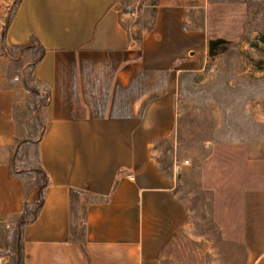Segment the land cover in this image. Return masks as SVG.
<instances>
[{"label":"crops","instance_id":"obj_1","mask_svg":"<svg viewBox=\"0 0 264 264\" xmlns=\"http://www.w3.org/2000/svg\"><path fill=\"white\" fill-rule=\"evenodd\" d=\"M141 2L21 0L5 31L7 45L36 40L45 49L32 76L50 91L38 143L49 185L22 228L21 264H161L186 222L153 151L174 131L179 75L204 42L203 30L185 28L187 10L206 0H159L152 28L135 38L122 13ZM13 132L5 100L0 218L19 216L36 194L10 173ZM70 189L91 195L81 242L70 230ZM242 242L245 264H264V190L245 194Z\"/></svg>","mask_w":264,"mask_h":264},{"label":"rangeland","instance_id":"obj_2","mask_svg":"<svg viewBox=\"0 0 264 264\" xmlns=\"http://www.w3.org/2000/svg\"><path fill=\"white\" fill-rule=\"evenodd\" d=\"M159 0L124 8L123 23L140 38L154 23ZM17 0H0V102L7 101L17 142L36 141L46 107L31 104L45 87L31 80L37 49L13 57L1 47L4 26ZM187 29H201L204 42L188 54L192 68L179 75L175 126L156 141L153 157L172 179V192L186 209L161 264H245L243 206L247 192L264 190V0H206L189 8ZM223 40L208 56V41ZM27 87H38L40 98ZM35 144L22 145L17 167L28 169ZM31 175H23L30 186ZM17 217L0 218V264H18Z\"/></svg>","mask_w":264,"mask_h":264},{"label":"trees","instance_id":"obj_3","mask_svg":"<svg viewBox=\"0 0 264 264\" xmlns=\"http://www.w3.org/2000/svg\"><path fill=\"white\" fill-rule=\"evenodd\" d=\"M21 0H17L15 4L14 11L12 15L9 17L7 20L5 26H4V31L2 33V41H1V47L4 51V54L10 57L14 56V53H16L18 50H28L31 48V46L36 47L37 49V57L32 61L31 63V71L35 67V65L41 60L42 56L45 53V49L36 41V40H31L28 44L26 45H19V46H13V45H7L4 42V36H5V31L7 27L9 26L11 19L13 17V14L15 10L17 9L19 3ZM32 74V73H31ZM31 80L35 82L36 84L42 85L45 87V90L43 92V97L41 99H33L34 102L31 104L32 108L34 110H37V103L40 102L42 106L46 107L49 102H50V91L49 89L43 85L41 82L37 81L34 79V77H31ZM28 91L32 94L33 97L36 96V98H40L41 93H39L38 87L33 88V87H27ZM44 127L45 124H43L42 129L39 133V136L36 141H31L30 139H26L24 141L17 142L14 150L12 151L11 158L9 161V167H10V173L12 176L20 179L23 181V175H31V187H34L36 190L35 194V199L32 204H27L24 203L22 206V211L19 216H17L16 220V235L18 237V264L22 263V251H21V233H22V228L33 222L36 217L38 216L43 203L45 199V190L47 186L49 185V179L45 173V171L42 169L39 161V155H38V143L44 133ZM34 143L35 144V160L33 164L28 168L25 169L23 167H20V169L17 167V162L19 161V152L21 150L22 145H30ZM163 171V170H162ZM164 172V171H163ZM25 184V183H24ZM27 187L28 185L25 184ZM29 186V187H30ZM90 194L86 192H82L79 190L75 189H70L69 190V198H70V216L72 219V224H71V234L72 238L76 239L77 241H83L84 239V234H85V209L87 207V204L90 200ZM81 209L82 212L80 213L78 210ZM168 248V247H167ZM167 250V249H166Z\"/></svg>","mask_w":264,"mask_h":264},{"label":"water","instance_id":"obj_4","mask_svg":"<svg viewBox=\"0 0 264 264\" xmlns=\"http://www.w3.org/2000/svg\"><path fill=\"white\" fill-rule=\"evenodd\" d=\"M225 42L223 40H209L208 45V56L212 57L216 54V51L218 50V47ZM192 54V53H190Z\"/></svg>","mask_w":264,"mask_h":264}]
</instances>
